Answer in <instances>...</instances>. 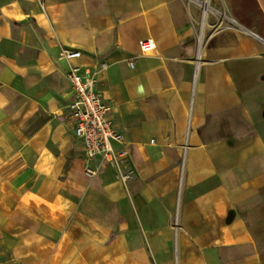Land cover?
I'll use <instances>...</instances> for the list:
<instances>
[{"label": "crops", "instance_id": "crops-1", "mask_svg": "<svg viewBox=\"0 0 264 264\" xmlns=\"http://www.w3.org/2000/svg\"><path fill=\"white\" fill-rule=\"evenodd\" d=\"M59 48L125 183L83 173ZM0 264H264V0H0Z\"/></svg>", "mask_w": 264, "mask_h": 264}, {"label": "built area", "instance_id": "built-area-1", "mask_svg": "<svg viewBox=\"0 0 264 264\" xmlns=\"http://www.w3.org/2000/svg\"><path fill=\"white\" fill-rule=\"evenodd\" d=\"M42 8L43 0H35ZM141 54H149L154 50L150 39L137 42ZM80 57L76 50L59 48L57 60L66 65L65 77L72 93L67 106L68 119L76 140L81 144L83 157L88 162L95 161L93 169L84 168L83 173L92 177L99 167H109L117 175L118 180L125 183L131 178L130 172H123L126 168V152L114 149L111 144L121 145L123 137L112 128L109 119L110 107L94 92L95 79L93 76H82L79 67L73 61ZM131 67L130 61L127 62ZM103 69L104 65L101 64Z\"/></svg>", "mask_w": 264, "mask_h": 264}]
</instances>
